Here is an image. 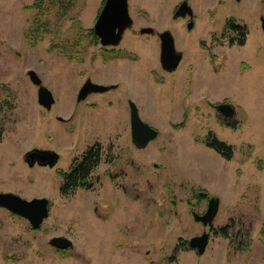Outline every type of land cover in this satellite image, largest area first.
<instances>
[{
	"label": "rangeland",
	"instance_id": "obj_1",
	"mask_svg": "<svg viewBox=\"0 0 264 264\" xmlns=\"http://www.w3.org/2000/svg\"><path fill=\"white\" fill-rule=\"evenodd\" d=\"M105 1L45 0L53 25L36 42L26 38L40 18L30 9L36 0H0V100L12 104L3 114L0 193L50 202L39 230L0 208V264H264V0H190L192 30L174 19L184 0H129L133 28L103 48L90 30ZM60 2L73 7L65 13ZM230 19L247 27L243 45L227 30ZM165 31L183 53L172 73L160 62ZM29 71L53 94L51 111ZM87 80L118 88L79 103ZM130 101L159 133L145 149L132 142ZM221 104L235 107L234 118L218 113ZM209 134L232 146L230 160L207 146ZM96 143L103 153L91 187L62 195L61 172ZM34 149L56 152L58 164L29 167ZM201 193L220 200L211 230L193 217L207 210ZM204 232L200 256L189 241ZM56 237L73 248H53Z\"/></svg>",
	"mask_w": 264,
	"mask_h": 264
},
{
	"label": "water",
	"instance_id": "obj_2",
	"mask_svg": "<svg viewBox=\"0 0 264 264\" xmlns=\"http://www.w3.org/2000/svg\"><path fill=\"white\" fill-rule=\"evenodd\" d=\"M240 2L241 0H236ZM189 15L191 18L194 12L189 5V0H185L174 18H182ZM262 21V30L264 32V17ZM134 26V21L129 12V0H106L100 12L94 32L103 48L118 47L123 41L124 35ZM193 24H190L191 30ZM153 28H144L141 30L142 35H152ZM161 42L160 62L164 71L168 73L175 72L183 61V53L177 51L175 39L171 32L165 31L159 34ZM28 76L34 86L38 88V103L46 111H51L55 104V99L51 91L46 88L42 79L35 71H29ZM113 87L102 86L87 80L80 89L77 101L84 102L92 94H102L111 90ZM131 137L133 144L138 149H145L148 145L155 141L159 133L158 131L145 123L139 114L136 104L129 102ZM218 113L225 119L234 118L236 109L232 104H221L216 107ZM60 156L53 151L34 149L25 155V162L29 167L41 166L54 168L59 161ZM206 193H202V197H206ZM50 202L46 198H35L32 200L24 199L14 193H0V208L27 220L31 227L35 230L41 228L43 223L48 219L50 214ZM220 207V200L212 197L209 200V206L203 215L193 214L194 219L202 223L204 227L211 228L216 219ZM210 233L204 232L201 236H196L189 241L190 248L197 251L202 256L208 247ZM49 244L60 251H68L73 248L70 239L64 237H56L50 240Z\"/></svg>",
	"mask_w": 264,
	"mask_h": 264
},
{
	"label": "trees",
	"instance_id": "obj_3",
	"mask_svg": "<svg viewBox=\"0 0 264 264\" xmlns=\"http://www.w3.org/2000/svg\"><path fill=\"white\" fill-rule=\"evenodd\" d=\"M45 0H36L35 4L30 9H35L40 16L33 21L32 29L26 33V38H29L32 41L42 40L45 33L48 32V29L51 28V7L46 8L44 6ZM61 5H58V8H61L63 2H60ZM105 4V2H104ZM103 4V5H104ZM68 5V4H67ZM64 6V5H63ZM65 7V6H64ZM73 7V2L70 6H66L65 13H67ZM57 10L54 14L55 17L58 16L59 11ZM227 30L232 32L238 37V44L243 45L245 37L247 34V27L245 25L239 24L235 19H230L227 22ZM90 36L98 42V38L95 35L94 29L90 30ZM58 50L61 53H64L63 50ZM5 93V92H4ZM2 94V93H1ZM10 101V100H9ZM8 100L2 102L0 100V140L4 134V124H3V114L4 111L9 110L12 107ZM207 146L215 151H217L222 157L227 160H230L233 156V148L230 145H227L225 142L220 141L213 134H209L206 138ZM103 148L100 143H96L93 146L89 147L87 151L82 155L81 159H76L72 165L69 172H61L63 178V184L61 187L62 195H69L77 189H85L91 187L92 184L89 183L90 178L94 170L99 166L102 159ZM35 230V229H34ZM39 230V229H38ZM224 230V229H223ZM60 251V250H59ZM66 253L67 251H60Z\"/></svg>",
	"mask_w": 264,
	"mask_h": 264
},
{
	"label": "flooded vegetation",
	"instance_id": "obj_4",
	"mask_svg": "<svg viewBox=\"0 0 264 264\" xmlns=\"http://www.w3.org/2000/svg\"><path fill=\"white\" fill-rule=\"evenodd\" d=\"M185 1V0H184ZM183 1V2H184ZM190 1V0H189ZM182 2V3H183ZM181 3V4H182ZM181 4H180V6H181ZM179 6V7H180ZM179 7L177 8V10H176V12L178 11V9H179ZM175 12V13H176ZM174 16H175V14H174ZM183 18V20H187L188 22H187V25H188V28H189V26H190V24H193V27H194V24H195V15L193 16V18H191L189 15H187L186 17H182ZM263 17H261V19H262ZM175 19V18H174ZM179 19V18H178ZM178 19H175V20H178ZM261 26H262V21H261ZM193 27H192V29H193ZM191 29V30H192ZM232 33V32H231ZM153 34H155V32L153 33ZM152 34V35H153ZM108 48H110V47H108ZM113 86H115L114 88H112L111 90H116L117 88H118V86L117 85H110L109 87H113ZM110 91V90H109ZM201 196H202V193H201ZM203 198H205L206 199V201H207V209H208V206H209V200H210V198L211 197H209L208 195L206 196V197H203ZM207 211V210H206ZM206 213V212H205ZM202 224V223H201ZM206 228V227H205ZM207 228H209V227H207ZM210 230L212 229V227L211 228H209Z\"/></svg>",
	"mask_w": 264,
	"mask_h": 264
}]
</instances>
